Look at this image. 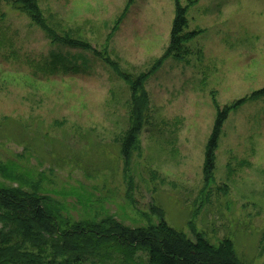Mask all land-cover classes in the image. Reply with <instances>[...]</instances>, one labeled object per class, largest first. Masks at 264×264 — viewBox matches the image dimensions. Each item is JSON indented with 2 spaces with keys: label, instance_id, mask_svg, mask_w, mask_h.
<instances>
[{
  "label": "rangeland",
  "instance_id": "obj_1",
  "mask_svg": "<svg viewBox=\"0 0 264 264\" xmlns=\"http://www.w3.org/2000/svg\"><path fill=\"white\" fill-rule=\"evenodd\" d=\"M179 2L185 33L200 34L146 80L150 124L126 166L130 87L104 54L123 74L149 71L169 47L173 0H37L55 36L92 50L53 42L0 0V185L47 195L73 221L136 228L162 213L190 240L227 238L243 264H264V98L231 112L203 178L217 108L264 89V0Z\"/></svg>",
  "mask_w": 264,
  "mask_h": 264
},
{
  "label": "trees",
  "instance_id": "obj_2",
  "mask_svg": "<svg viewBox=\"0 0 264 264\" xmlns=\"http://www.w3.org/2000/svg\"><path fill=\"white\" fill-rule=\"evenodd\" d=\"M4 2L26 14L53 42L92 50L81 41L55 36L44 23L37 0ZM173 2L175 18L169 47L149 71L136 77L123 74L104 54L105 62L130 87V125L119 148L126 166L133 152L138 151L142 130L150 124V107L144 88L146 80L166 59L181 58L184 43L200 34L185 33L188 27L187 9L180 5L179 0ZM262 98L264 89L254 91L230 107L217 108L215 123L205 148V187H209L214 179L216 151L223 126L231 112L248 101ZM62 212L47 195L0 185V264H119L117 260L120 259L124 260L121 261L123 264H139L136 258L139 252L146 256L145 264H243L237 258L230 239L225 238L217 245L210 244L203 237L192 241L182 232L168 226L162 213L157 224L132 228L110 215L100 219L73 221L68 217L65 219ZM152 213L157 212L152 210Z\"/></svg>",
  "mask_w": 264,
  "mask_h": 264
}]
</instances>
